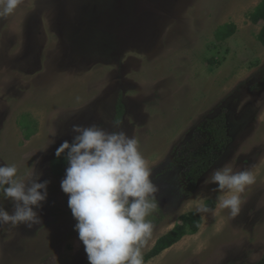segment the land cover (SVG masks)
Instances as JSON below:
<instances>
[{
    "label": "rangeland",
    "instance_id": "obj_1",
    "mask_svg": "<svg viewBox=\"0 0 264 264\" xmlns=\"http://www.w3.org/2000/svg\"><path fill=\"white\" fill-rule=\"evenodd\" d=\"M259 2L20 0L0 17V164L23 178L39 161L41 182L51 181L41 224L0 228V264H88L65 173L55 177L50 162L72 124L113 131L116 121L139 141L158 188L144 254L198 197L215 207V185L204 183L215 169L255 176L239 216L199 213L197 232L145 264H264V46L262 24L248 17ZM231 22L236 33L218 41ZM222 116L228 138L217 142L210 121Z\"/></svg>",
    "mask_w": 264,
    "mask_h": 264
},
{
    "label": "clouds",
    "instance_id": "obj_2",
    "mask_svg": "<svg viewBox=\"0 0 264 264\" xmlns=\"http://www.w3.org/2000/svg\"><path fill=\"white\" fill-rule=\"evenodd\" d=\"M19 3L0 0V17L12 14ZM119 125L114 122L119 130L108 131L98 124H72L71 142L64 140L55 151L57 158L66 153L68 166L60 187L68 196V208L76 221L74 231L88 264H144L143 250L152 235L148 217L157 208L158 188L139 141ZM38 163L23 178L15 164H0V199L12 203L11 211L0 203V228L24 225L31 229L41 224L37 209L47 201L51 181L41 182ZM204 183L215 185V207L198 197L196 211L215 217L228 210L235 218L241 213V194L255 183V176L247 168L234 171L225 164Z\"/></svg>",
    "mask_w": 264,
    "mask_h": 264
},
{
    "label": "trees",
    "instance_id": "obj_3",
    "mask_svg": "<svg viewBox=\"0 0 264 264\" xmlns=\"http://www.w3.org/2000/svg\"><path fill=\"white\" fill-rule=\"evenodd\" d=\"M249 19L254 24L261 23V29L257 34V40L262 46H264V0L255 6V8L248 14ZM237 30L235 23H225L220 25L215 32V37L218 41H225L232 37ZM124 112V104H117V114L121 116ZM24 130L26 127H22ZM211 128L214 132L215 139L217 142L222 141V139H227V127L225 118L218 117L211 121ZM32 133L29 130H25V137L30 138ZM66 153L61 157L57 158L54 156L50 162V169L55 177L61 178L66 170L67 161L65 159ZM202 223V216L197 211H191L188 214H184L180 218V222L177 223L171 230L160 236L155 245L144 254V264L156 255L171 247L173 244L178 242L183 236L189 233H195L199 230Z\"/></svg>",
    "mask_w": 264,
    "mask_h": 264
},
{
    "label": "flooded vegetation",
    "instance_id": "obj_4",
    "mask_svg": "<svg viewBox=\"0 0 264 264\" xmlns=\"http://www.w3.org/2000/svg\"><path fill=\"white\" fill-rule=\"evenodd\" d=\"M213 120H214V119H213ZM211 121H212V120H211ZM211 121H210V122H211ZM210 124H211V123H210ZM209 126H210V125H209ZM226 126H227V122H226ZM212 131H213V130H212ZM213 133H214V132H213ZM215 141H216V139H215Z\"/></svg>",
    "mask_w": 264,
    "mask_h": 264
}]
</instances>
